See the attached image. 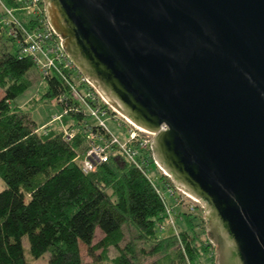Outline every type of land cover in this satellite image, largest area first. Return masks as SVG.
<instances>
[{
  "label": "water",
  "instance_id": "1",
  "mask_svg": "<svg viewBox=\"0 0 264 264\" xmlns=\"http://www.w3.org/2000/svg\"><path fill=\"white\" fill-rule=\"evenodd\" d=\"M77 70L155 134L215 264H264V0H43Z\"/></svg>",
  "mask_w": 264,
  "mask_h": 264
},
{
  "label": "trees",
  "instance_id": "2",
  "mask_svg": "<svg viewBox=\"0 0 264 264\" xmlns=\"http://www.w3.org/2000/svg\"><path fill=\"white\" fill-rule=\"evenodd\" d=\"M4 1L14 5V0ZM0 37L10 42L0 51V264H36L25 258L24 236L33 258L48 254L46 264H84L82 245L91 254L101 249L99 258L112 264H139L138 254L157 255L148 264H215V246L199 205L175 215H182L184 227L172 226L153 183L123 157L111 156L83 172L80 157L87 142L78 126L84 117L80 112L70 111L51 125L47 121L41 129L29 112L13 104L31 86L27 74L35 66L29 56L19 55L13 39L2 31ZM41 82L46 85L42 96L49 100L68 92L56 74ZM56 105L58 111L63 107ZM65 127L75 131L70 140ZM148 157L153 164L150 151ZM162 179L172 185L157 170L154 184L161 187ZM125 228L135 234L123 243ZM96 229L103 236L94 243ZM145 243L148 248H138ZM110 247L117 251L112 258Z\"/></svg>",
  "mask_w": 264,
  "mask_h": 264
},
{
  "label": "built area",
  "instance_id": "3",
  "mask_svg": "<svg viewBox=\"0 0 264 264\" xmlns=\"http://www.w3.org/2000/svg\"><path fill=\"white\" fill-rule=\"evenodd\" d=\"M17 12H21L26 19H21ZM0 31L13 39L20 56H29L32 59L41 78L56 74L67 85L68 92L54 99L55 105L60 103L63 107L60 111L50 113L48 124L60 122L70 111L80 112L84 116L78 121L79 129L87 142V148L80 157L83 172L93 171L99 164L107 162L111 156L123 157L153 183L163 201L168 222L172 226L175 225L174 216L177 214L175 206L184 203L189 211H193L195 205L200 206L195 199L173 184L156 165L152 156V162L157 166V170L172 182L171 185L166 179H162V188L154 184L153 180L157 175H151L149 172L152 164L149 163L151 158L148 157V152H151L150 141L155 134L141 129L123 117L77 70L63 50L60 37L45 17L43 0H14V5L0 0ZM107 115L111 116L117 128L124 129V139L110 132L103 119ZM44 127L45 125L41 129ZM63 130L67 140L75 135V131L68 127Z\"/></svg>",
  "mask_w": 264,
  "mask_h": 264
},
{
  "label": "rangeland",
  "instance_id": "4",
  "mask_svg": "<svg viewBox=\"0 0 264 264\" xmlns=\"http://www.w3.org/2000/svg\"><path fill=\"white\" fill-rule=\"evenodd\" d=\"M19 16H22L21 12H17ZM10 42L7 41L4 38L0 37V51L3 49L6 45L9 46ZM28 78L32 80L31 86L25 90L22 94L18 95L15 100L13 101V104L16 106H19L22 110L29 112L30 117L32 120H34L37 124V126H42L45 124L48 119H49V114L52 111H58L59 106L55 105L54 100H49L48 98L43 97V93L46 90V85L41 82V76L38 74L36 71L35 67H32L29 72H28ZM3 96V92L0 89V98ZM105 120L110 132L114 134L115 136H118L120 139H124V129L117 128L114 122L111 119L110 115H107L106 117H103ZM149 172L151 175H157V166L155 164H152L149 167ZM4 187L3 181L0 179V189ZM169 203L171 204L172 202L169 200ZM176 212L177 213H183L186 207L177 205L175 206ZM204 216V212L202 213ZM174 224L179 226V227H184V223L182 221V215L181 217H176L174 216ZM167 229L169 231H172V228L167 226ZM126 230V237L123 241L126 242L128 238L131 235L135 234L134 230H130L128 228H125ZM103 234L101 233L100 230L96 229V236L94 239V243L98 242L100 238H102ZM23 242V248H24V255L25 258L29 263H36V264H46L48 260V254H44L40 258H33L30 253H29V242L26 236L23 237L22 239ZM122 243V244H123ZM147 247L145 244H140L139 247ZM81 252H82V258L84 264H112L108 260L99 258L101 255V249H96L92 254L88 252L87 248L85 246H81ZM117 251L115 248L110 247L107 253L108 258H112L116 256ZM157 255H143V254H138V263L139 264H148L150 263L153 259H155ZM204 261H209V256L204 254L202 256Z\"/></svg>",
  "mask_w": 264,
  "mask_h": 264
}]
</instances>
